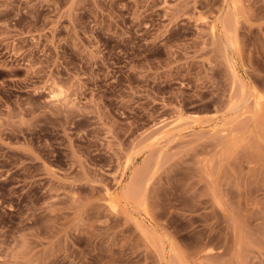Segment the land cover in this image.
<instances>
[{
	"label": "rangeland",
	"instance_id": "1",
	"mask_svg": "<svg viewBox=\"0 0 264 264\" xmlns=\"http://www.w3.org/2000/svg\"><path fill=\"white\" fill-rule=\"evenodd\" d=\"M0 264H264V0H0Z\"/></svg>",
	"mask_w": 264,
	"mask_h": 264
},
{
	"label": "bare ground",
	"instance_id": "2",
	"mask_svg": "<svg viewBox=\"0 0 264 264\" xmlns=\"http://www.w3.org/2000/svg\"><path fill=\"white\" fill-rule=\"evenodd\" d=\"M130 187H132V186H130ZM130 187H129V190H128V191L132 192V190H133V189L131 190V188H130ZM128 191H127V193H128Z\"/></svg>",
	"mask_w": 264,
	"mask_h": 264
}]
</instances>
